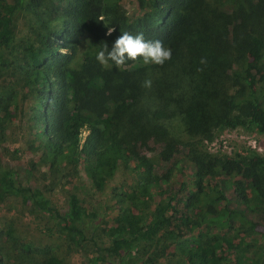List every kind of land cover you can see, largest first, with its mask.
Wrapping results in <instances>:
<instances>
[{
    "label": "trees",
    "instance_id": "16d2710c",
    "mask_svg": "<svg viewBox=\"0 0 264 264\" xmlns=\"http://www.w3.org/2000/svg\"><path fill=\"white\" fill-rule=\"evenodd\" d=\"M139 1L147 11L132 19L121 0H58L56 5L48 0H0V61L3 51L15 44L17 19L30 12L40 23L39 30H35L36 39L23 46L21 57L8 68L22 78L20 82L24 81L27 97L36 100L34 111L39 115L33 121L38 124V131H43L40 137L45 139L44 147L51 155L72 149L78 162L86 161L93 180L105 177L109 166L116 162L130 159L129 147L117 140L109 127L137 100L144 98L152 103L147 135L164 146L161 155L171 165L166 175L141 178L124 196L128 209L110 222L108 251L119 264H135L131 258L138 246L160 237L178 243L180 264H256L245 257L242 243L226 236L208 242L179 240L192 232L198 195L212 187L217 171L226 177L247 175L252 180L250 188L257 206L252 208L249 197L221 180L215 198L223 203L222 213H206V223L225 230L233 228L240 218L247 227L264 228V158H208L191 153L173 163L179 142L166 119L172 116L177 123L173 124L177 125L175 130L188 134L208 135L216 122L220 127L253 128L264 135V91L258 93V86L264 81V0H242L231 12L214 7L207 0ZM52 4V8H47ZM159 13L163 14L161 20L155 18ZM52 15H57L54 22ZM60 23L62 31L56 29ZM108 27L116 29L111 36L106 35ZM86 31L92 37L93 50L80 68L74 69L71 64L76 50L69 43ZM123 31L162 41L172 50V58L162 66L145 65L141 58L127 61L125 69L114 64L105 68L97 61V52L106 44L111 49ZM60 40L64 41L61 45ZM61 48H67V54L62 55ZM202 59L206 63L202 64ZM146 78L152 81L150 89L142 86ZM229 83L237 87L242 99L232 97ZM4 103L0 97L1 108ZM114 111L121 116L115 117ZM142 116L140 113L135 120L139 122ZM11 117L0 110L1 122ZM98 121L107 125L104 131ZM84 132L88 133L85 138ZM179 166L192 172L197 195L189 192L186 182L173 176ZM137 167L148 168L147 174L152 172L149 160L138 162ZM31 173L19 163H0V201L20 197L23 204L32 205L55 220L72 247L86 251L91 264L102 261V257L87 255L89 245L100 247L89 234V229L97 231L101 223L96 212L89 210L77 193H71L68 210L62 214L41 188L30 184ZM4 263L0 250V264ZM40 264H63V260L48 253Z\"/></svg>",
    "mask_w": 264,
    "mask_h": 264
},
{
    "label": "rangeland",
    "instance_id": "374dc122",
    "mask_svg": "<svg viewBox=\"0 0 264 264\" xmlns=\"http://www.w3.org/2000/svg\"><path fill=\"white\" fill-rule=\"evenodd\" d=\"M48 1L55 5L58 3V0ZM241 1L230 0L229 3H225L224 0H207L212 6L227 12L239 7ZM54 4L47 8H52ZM120 4L132 19L145 15L147 11L139 0H121ZM60 14L61 12L58 16ZM56 16L52 15V22ZM162 17L163 14L159 13L155 18L161 20ZM38 20L30 12L20 15L15 23V44L3 51L0 61L3 67H0V97L5 100L0 110H5L12 116L7 122L0 121V163L10 161L31 169L30 184L41 188L62 214L68 210L69 195L77 193L84 205L96 212L101 222L97 231L89 229V234L100 243V247L89 245L87 255L92 258L102 257L103 260L98 264H119L108 251V248H111V238L107 233L110 222L128 209L129 203L124 196L141 178L152 179L166 175L171 165L166 163L161 155L164 146L157 141L154 142L150 135H147L150 133L153 106L148 99L141 98L137 100L135 106L128 107L123 117L114 111V116L120 117V120L116 122L114 119L115 122L109 127V131L117 140L126 143L130 149L128 154L130 159L109 166L105 177L93 180L87 171L86 161L82 159L78 162L72 149L65 150L63 154L51 155L44 147L45 139L43 136L40 137L43 131H38V124L33 121L39 115L34 111L37 108L36 100L27 97L28 88L24 81L20 82L19 79L22 78L12 68H8L13 61L21 57L23 46L36 39L35 30L40 28ZM56 29L62 31V24L60 23ZM63 42L60 40L59 44ZM69 44L71 49L76 50L71 67L78 69L84 58L93 50L92 37L86 31L82 37L72 39ZM248 44L251 46L252 40ZM262 55L264 65V52ZM110 65L113 66L111 63ZM228 89L232 97L242 99L240 91L232 83H229ZM263 91L264 81L258 86V93L261 94ZM140 113H143V119L138 122L135 117ZM171 117L166 120L171 123V128H174L171 132L179 142L173 163L186 159L191 153L205 155L208 158L222 155L232 157L260 155L264 158V135L253 128L220 127L215 122L212 123L213 128L208 135L204 132L188 134L180 129L175 130L177 125L173 124L177 123ZM97 125L103 131L107 128L103 122L98 121ZM83 136L85 138L88 133L84 132ZM144 159L152 164V172L149 174L148 168L137 167L138 162ZM217 174L212 187L206 188L204 193L198 195L197 215L192 218V232L179 242H208L219 236H226L234 239L235 243H242L245 257L256 264H264L262 226L256 229L247 227L240 218L235 221L233 228L225 230L211 227L206 223V213L214 212L217 216L222 213L223 203L216 201L215 198L216 191L222 184L221 180L230 182V185L240 193L249 197L252 208L257 206L250 188L252 180L247 175L226 177L220 171H217ZM173 176L181 182H186L189 192L197 195L194 177L189 169L179 166ZM160 199L157 200L161 201ZM216 209L218 212L213 211ZM176 244L178 243L167 241L163 237L151 243H141L134 251L131 261L135 264H180L182 259L176 250ZM0 250L4 255V264H40L44 255L48 253L58 255L63 264H91L85 257L86 251L73 248L55 220L36 211L32 205L23 204L20 197L4 198L0 201ZM25 250L31 252L27 253Z\"/></svg>",
    "mask_w": 264,
    "mask_h": 264
},
{
    "label": "clouds",
    "instance_id": "9594fccd",
    "mask_svg": "<svg viewBox=\"0 0 264 264\" xmlns=\"http://www.w3.org/2000/svg\"><path fill=\"white\" fill-rule=\"evenodd\" d=\"M115 31L114 27H108L106 35L111 36ZM67 51V48L60 49L62 55L67 54ZM141 58L145 65L162 66L172 58V50L166 48L160 40H146L143 33L133 35L123 31L113 42L111 49L106 44L96 55L97 61L105 68L110 67L111 62L118 69H123L127 61H136ZM201 63H206V60L202 59ZM142 86L150 89L151 79L146 78Z\"/></svg>",
    "mask_w": 264,
    "mask_h": 264
}]
</instances>
